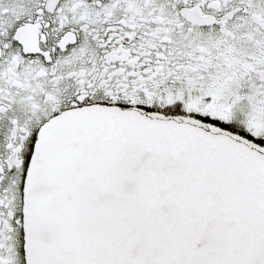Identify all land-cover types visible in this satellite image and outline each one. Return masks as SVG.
Instances as JSON below:
<instances>
[{"label": "snow or ice", "instance_id": "snow-or-ice-1", "mask_svg": "<svg viewBox=\"0 0 264 264\" xmlns=\"http://www.w3.org/2000/svg\"><path fill=\"white\" fill-rule=\"evenodd\" d=\"M0 264H264V0H0Z\"/></svg>", "mask_w": 264, "mask_h": 264}]
</instances>
